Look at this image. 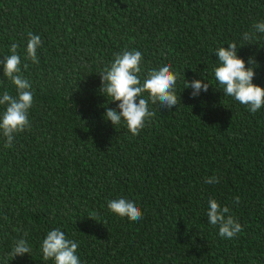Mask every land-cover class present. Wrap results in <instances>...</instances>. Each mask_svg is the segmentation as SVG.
<instances>
[{
    "label": "trees",
    "instance_id": "obj_1",
    "mask_svg": "<svg viewBox=\"0 0 264 264\" xmlns=\"http://www.w3.org/2000/svg\"><path fill=\"white\" fill-rule=\"evenodd\" d=\"M262 21L264 0H0V61L19 46L34 97L31 128L7 149L0 134V264H54L40 244L57 228L81 264H264V107L224 96L213 72L215 50L236 42L264 87V33L244 35ZM29 31L42 40L38 64L24 58ZM125 49L142 53V81L165 64L178 75L180 102H150L139 135L104 120L118 102L100 93V72ZM196 79L212 85L193 97ZM5 90L16 94L0 63ZM210 197L242 225L234 238L209 223ZM119 198L142 219L110 212ZM20 238L31 255L13 258Z\"/></svg>",
    "mask_w": 264,
    "mask_h": 264
},
{
    "label": "clouds",
    "instance_id": "obj_2",
    "mask_svg": "<svg viewBox=\"0 0 264 264\" xmlns=\"http://www.w3.org/2000/svg\"><path fill=\"white\" fill-rule=\"evenodd\" d=\"M256 33H264V21L253 25L251 32L246 31L244 35L249 41L257 38ZM27 45L25 60L33 64L39 63L37 51L42 47L39 35L27 34ZM229 47H218L215 56L218 57L217 66L214 67V78L223 90L224 96L232 97L235 101L245 105L249 112L255 114L264 107V87L253 83L256 75L254 67H247L246 61L237 54L236 42L228 43ZM18 45H10V54L6 56L4 64V75L15 86L16 94L12 95L5 90L0 94V106L4 107L2 122H0V134L4 137V147H13L16 134L31 128L29 111L33 106L34 97L31 84L21 74V57L17 52ZM142 53L139 50H127L115 55L113 62L106 66L101 72L100 93L110 98V103L118 102V109L106 107L104 120H110L114 127L123 121L132 135H139L145 127L146 121H150L155 112L150 110L152 104L166 105L169 110L177 106L176 85L178 75L171 70L170 64H165L159 69H150L141 80L140 73ZM249 63H255L254 59ZM27 68V64L23 65ZM201 79L187 81L185 88H193L192 96H197L201 90L207 92L210 86ZM212 85V84H211ZM144 93H148L144 96ZM138 101V102H137ZM105 107V106H104ZM205 183H219L218 177H209ZM240 197L234 198V203L239 204ZM107 208L110 212L126 217L129 221L142 219L140 206L132 200L119 198L109 200ZM229 213L228 206H223L214 198L208 200L207 217L211 225L219 226L221 237L231 239L242 231V225ZM94 218V217H93ZM25 237L27 233L24 234ZM78 243L68 239L60 229H52L47 232L40 244L42 260H52L54 264H81L78 257ZM31 247L26 238L17 239L12 247L10 255L15 258L31 255Z\"/></svg>",
    "mask_w": 264,
    "mask_h": 264
}]
</instances>
